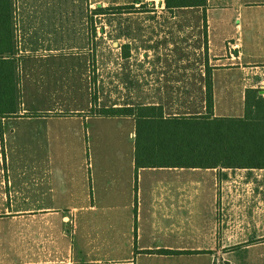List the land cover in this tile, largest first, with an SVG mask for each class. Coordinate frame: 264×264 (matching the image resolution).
I'll use <instances>...</instances> for the list:
<instances>
[{
    "label": "crops",
    "instance_id": "0c3cea01",
    "mask_svg": "<svg viewBox=\"0 0 264 264\" xmlns=\"http://www.w3.org/2000/svg\"><path fill=\"white\" fill-rule=\"evenodd\" d=\"M93 5L10 0V23L0 20V58L14 61L16 102L14 115L0 117V264H264V169L135 171L137 117L97 111ZM200 9L219 26L234 17L237 36L223 37L222 47L212 46L204 19L207 58L214 117H244L247 99L264 97V0H207ZM6 27L11 43L3 40ZM67 31L84 45L65 53L51 46L47 52L28 49L51 45L48 37L62 41ZM30 53L34 74L27 62L21 64V56ZM53 53L59 58L49 59ZM45 66L50 74L42 88L36 79ZM24 79L35 88L32 102ZM56 93L71 101L38 103ZM140 106H161L172 115L161 103ZM205 112L204 92L202 112L187 115ZM15 136L23 138L16 151L10 140ZM35 139L46 154L35 153L28 143Z\"/></svg>",
    "mask_w": 264,
    "mask_h": 264
},
{
    "label": "rangeland",
    "instance_id": "374dc122",
    "mask_svg": "<svg viewBox=\"0 0 264 264\" xmlns=\"http://www.w3.org/2000/svg\"><path fill=\"white\" fill-rule=\"evenodd\" d=\"M164 1L93 0L94 5L89 13L90 46L93 95L97 106L101 107L98 112L113 108L122 110L148 103L163 104L168 115L202 112L207 88L205 80L208 68H211L207 58L204 19L211 27V30H207L212 46L222 47L226 46L223 37L230 38L233 32L237 36L234 17L228 19L226 25L219 26L212 13L207 14L206 18L200 7L181 8L172 12L165 9ZM100 6L129 7L99 11ZM37 13L42 20L43 14ZM243 33L246 36L245 30ZM48 39L51 45L31 46L28 49L31 53L47 52L46 49L51 46L52 49H62L65 53L85 43L77 36L71 38L68 31L62 35V41ZM31 53L21 56V64L26 65L27 62L29 73L34 74L36 71L32 73L30 64L35 55ZM58 56L53 53L49 55V59L55 60ZM47 60H43L45 64ZM47 74H50V70L46 66L43 71L38 70L36 80L42 88H46V80L49 79ZM23 82L26 97L32 102L36 98L35 88L27 87V79ZM42 82L44 85H41ZM16 92L18 96V88ZM0 94H3V86L0 87ZM4 100L3 98L1 101L2 105ZM55 101L63 105L65 101L71 100L67 94L61 93H56L54 99L49 96L48 103L43 98L38 99V103L47 106H55ZM24 132L30 135L27 131H19L18 135L25 136ZM10 140L16 142L12 149L14 151L18 144L22 146L23 138L15 136ZM28 143L35 153H47L44 144H38L36 139L28 140ZM239 248L240 246L231 250Z\"/></svg>",
    "mask_w": 264,
    "mask_h": 264
},
{
    "label": "trees",
    "instance_id": "16d2710c",
    "mask_svg": "<svg viewBox=\"0 0 264 264\" xmlns=\"http://www.w3.org/2000/svg\"><path fill=\"white\" fill-rule=\"evenodd\" d=\"M165 9L175 11L187 7L205 9L207 0H165ZM98 7L99 11L123 9ZM97 13V12H96ZM10 0H0V20L10 23ZM206 24V22H204ZM11 43L9 27L4 29ZM5 47V46H4ZM11 49V46H7ZM8 50V51H10ZM5 52H0L4 54ZM0 117L16 113L14 61L0 58ZM205 90L206 112L202 115L166 116L161 106L105 109L106 117H137L135 171L140 168L182 167L202 169H264V97L246 101L245 116L214 117L211 68H208ZM4 100V105L1 101ZM118 109V108H117ZM133 111H136L135 113ZM142 147V148H141ZM148 253L175 254L170 250ZM179 253V252H178ZM215 264H229L220 261Z\"/></svg>",
    "mask_w": 264,
    "mask_h": 264
}]
</instances>
